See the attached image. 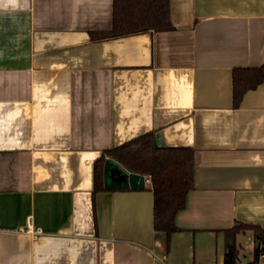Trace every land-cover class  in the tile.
<instances>
[{
  "label": "crops",
  "instance_id": "crops-1",
  "mask_svg": "<svg viewBox=\"0 0 264 264\" xmlns=\"http://www.w3.org/2000/svg\"><path fill=\"white\" fill-rule=\"evenodd\" d=\"M113 11L0 0V264H224L226 229L264 227V81L233 99V69L264 64V0H170V29L93 37ZM147 132L195 149L169 246L151 178L118 188L106 157L95 187Z\"/></svg>",
  "mask_w": 264,
  "mask_h": 264
},
{
  "label": "trees",
  "instance_id": "trees-1",
  "mask_svg": "<svg viewBox=\"0 0 264 264\" xmlns=\"http://www.w3.org/2000/svg\"><path fill=\"white\" fill-rule=\"evenodd\" d=\"M173 27L170 0H114L113 27L93 32V37L121 36L148 30ZM264 81V64L237 66L233 69V99L239 106L245 93ZM112 157L130 170L150 174L154 193V228L166 233V244L179 228L177 214L187 205V195L195 186V149L191 146H159L154 132L144 133L123 144L106 149L95 165V187H102L103 163ZM252 232L254 257L247 264H261L264 253V227L239 222L226 229L227 250L224 264L241 261L240 234ZM259 244V245H257Z\"/></svg>",
  "mask_w": 264,
  "mask_h": 264
},
{
  "label": "water",
  "instance_id": "water-1",
  "mask_svg": "<svg viewBox=\"0 0 264 264\" xmlns=\"http://www.w3.org/2000/svg\"><path fill=\"white\" fill-rule=\"evenodd\" d=\"M109 163L116 165L123 173V182L118 184V188H132V189H144L146 186V176L143 173L131 171L127 169L121 162L114 158H109L106 161V168ZM259 245V244H257Z\"/></svg>",
  "mask_w": 264,
  "mask_h": 264
},
{
  "label": "rangeland",
  "instance_id": "rangeland-1",
  "mask_svg": "<svg viewBox=\"0 0 264 264\" xmlns=\"http://www.w3.org/2000/svg\"><path fill=\"white\" fill-rule=\"evenodd\" d=\"M239 244L241 243V261L243 264H247L254 257L255 241L251 232L247 235L241 234L239 236ZM260 263L264 264V257L260 259Z\"/></svg>",
  "mask_w": 264,
  "mask_h": 264
},
{
  "label": "built area",
  "instance_id": "built-area-1",
  "mask_svg": "<svg viewBox=\"0 0 264 264\" xmlns=\"http://www.w3.org/2000/svg\"><path fill=\"white\" fill-rule=\"evenodd\" d=\"M146 178H147V179H150V178H151V175L149 174ZM28 229H30V226L28 227ZM262 257H264V253L261 254L260 259H261ZM238 264H243V262L240 261V262H238Z\"/></svg>",
  "mask_w": 264,
  "mask_h": 264
}]
</instances>
